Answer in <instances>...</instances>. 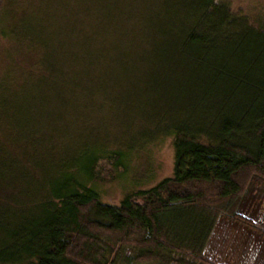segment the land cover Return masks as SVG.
Segmentation results:
<instances>
[{
    "label": "trees",
    "instance_id": "trees-1",
    "mask_svg": "<svg viewBox=\"0 0 264 264\" xmlns=\"http://www.w3.org/2000/svg\"><path fill=\"white\" fill-rule=\"evenodd\" d=\"M112 1L76 63L142 72L154 104L167 103L156 124L171 137L172 173L114 204L88 182L103 160L124 172L123 149L60 166L32 190L23 184L42 182L40 166L0 152L11 164L0 166V264H221L206 252L220 219L264 238L237 210L250 187H264V19L225 0Z\"/></svg>",
    "mask_w": 264,
    "mask_h": 264
},
{
    "label": "rangeland",
    "instance_id": "rangeland-1",
    "mask_svg": "<svg viewBox=\"0 0 264 264\" xmlns=\"http://www.w3.org/2000/svg\"><path fill=\"white\" fill-rule=\"evenodd\" d=\"M0 1V152L25 154L27 167L38 164L42 176V182L23 188H46L60 166H79L86 155L108 147L124 150L126 169L101 161L97 178L88 183L103 202L118 204L125 193L171 175V137L160 138L156 124L167 103L154 104L138 83L142 72L115 63L106 71L82 72L76 63L78 49L89 48L85 39L92 40L95 28L109 23L113 1ZM225 1L252 21L264 19V0ZM8 159L1 157L0 166L11 165ZM8 166L1 169L6 172ZM22 202L30 207V201ZM237 210L264 229V187H250ZM206 252L221 264H264V238L248 226L220 219Z\"/></svg>",
    "mask_w": 264,
    "mask_h": 264
}]
</instances>
